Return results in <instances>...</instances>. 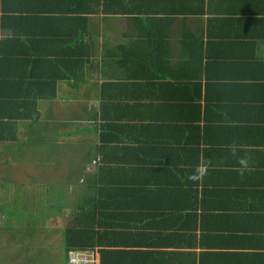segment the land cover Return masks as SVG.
<instances>
[{
	"label": "crops",
	"instance_id": "crops-1",
	"mask_svg": "<svg viewBox=\"0 0 264 264\" xmlns=\"http://www.w3.org/2000/svg\"><path fill=\"white\" fill-rule=\"evenodd\" d=\"M68 228L264 264V0H0V264H66Z\"/></svg>",
	"mask_w": 264,
	"mask_h": 264
},
{
	"label": "trees",
	"instance_id": "trees-1",
	"mask_svg": "<svg viewBox=\"0 0 264 264\" xmlns=\"http://www.w3.org/2000/svg\"><path fill=\"white\" fill-rule=\"evenodd\" d=\"M99 238L101 235L95 234L91 231L77 232L72 228H68L64 235V246L66 254V264H71L69 262L70 252H95L97 251L100 256V264H110V258L112 253L109 250H98L97 246L100 244Z\"/></svg>",
	"mask_w": 264,
	"mask_h": 264
},
{
	"label": "built area",
	"instance_id": "built-area-1",
	"mask_svg": "<svg viewBox=\"0 0 264 264\" xmlns=\"http://www.w3.org/2000/svg\"><path fill=\"white\" fill-rule=\"evenodd\" d=\"M69 262L71 264H100V256L95 252H70Z\"/></svg>",
	"mask_w": 264,
	"mask_h": 264
},
{
	"label": "clouds",
	"instance_id": "clouds-1",
	"mask_svg": "<svg viewBox=\"0 0 264 264\" xmlns=\"http://www.w3.org/2000/svg\"><path fill=\"white\" fill-rule=\"evenodd\" d=\"M241 163L243 164L244 161H241ZM190 179L196 180V179H199V176L198 175H194V176H191Z\"/></svg>",
	"mask_w": 264,
	"mask_h": 264
}]
</instances>
